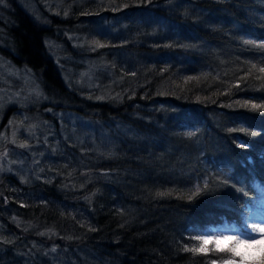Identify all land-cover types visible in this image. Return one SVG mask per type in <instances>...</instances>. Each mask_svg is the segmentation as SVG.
I'll return each mask as SVG.
<instances>
[{"label":"trees","instance_id":"obj_1","mask_svg":"<svg viewBox=\"0 0 264 264\" xmlns=\"http://www.w3.org/2000/svg\"><path fill=\"white\" fill-rule=\"evenodd\" d=\"M10 1L0 4V36L12 35L16 52L31 56L32 66L24 65L54 102L49 104L98 120L108 141L78 150L73 164L56 170L50 181L29 184L45 201L14 198L6 180L23 184L11 173L2 175L0 219L21 234L14 249L5 244L0 264H210L219 258L184 249L197 247L194 237L221 224V217L238 222L246 198L231 186L192 201L187 196L205 176L229 168L237 178L231 183L240 187L250 168L239 161L248 158L252 174L264 180V112L237 103H264L262 80L256 79L264 74L252 70L241 79L252 64L264 67V49L244 43L264 41V0H56L58 13L49 14V21H65L61 26L75 32L84 17L106 16L129 26L131 13L149 15L136 23L125 49L109 43L93 53L107 66L93 72L97 86L91 95L68 78L84 66L59 63L44 45L52 34L63 50L76 53L68 34L59 37L35 17L31 30L21 22L28 14ZM122 53L127 67L121 66ZM186 127L198 128L189 137ZM247 191L248 199L255 197ZM50 199L84 204L88 217ZM19 238L40 242V259L20 257Z\"/></svg>","mask_w":264,"mask_h":264},{"label":"rangeland","instance_id":"obj_2","mask_svg":"<svg viewBox=\"0 0 264 264\" xmlns=\"http://www.w3.org/2000/svg\"><path fill=\"white\" fill-rule=\"evenodd\" d=\"M15 1L30 18L35 17L37 21L52 25L51 29L59 37L65 38V32L68 34L71 43L75 45H72V47L75 48L76 53L71 50H63L62 41L55 39L52 34L45 37L43 42L48 54L54 59L56 58L59 63L69 66L80 63L84 66L83 69L79 66L76 70L69 71L68 78L72 77L70 80L75 85L79 83L80 86L77 87V90L85 95H91L96 89L97 83L93 72L96 70L102 72L104 67L107 66V63L98 60L101 58L94 56L93 53L99 47L93 41H99L104 46L109 43H119L120 47L125 49L123 43L132 40V37L136 34V23L141 24L149 16L133 12L126 20L129 26L121 21H119V24L117 20L115 21L106 16L96 18L93 21H90L89 17H84L79 19L78 28H75L79 30L75 32L61 26L64 25L62 23L65 21H49V14L58 13L57 9L60 6L58 1L39 0L41 7L38 5V0ZM9 2L11 1L7 0L8 5ZM73 15L76 17L75 13ZM53 32L51 31V33ZM0 44L14 49L13 36L3 34V37L0 36ZM121 58V66H129L127 54L122 53ZM49 103L54 102L47 97L35 76L22 65L13 64L7 56L1 54L0 178L5 173L15 175L19 183L23 185H15L8 178L5 187L11 191V196L18 197L24 202L47 200L44 195L29 188V184H33L37 180L50 181L56 170L73 164L78 150L85 151L89 149L90 143L102 144L108 141V138H105L106 129L98 120L86 117L73 108L55 107ZM38 106L39 111L36 110ZM109 125L111 126V124ZM113 127L116 129L120 127V124L113 125ZM197 128L186 127L185 131L192 132ZM126 130V133H129L130 130ZM96 139L99 142H96ZM21 145L26 146L22 147ZM56 202L61 204V207L66 206L69 208L72 213L83 211L85 214L83 213L82 217H88L87 207L84 204ZM208 228L203 229L201 234ZM20 234L14 228L6 226L5 221L0 219V258L4 253V249H7L5 244H13L14 249L15 238ZM19 239L21 240L17 242V249L20 257L31 258L35 256L40 259L35 253L37 247H41L40 242L30 244L22 238ZM198 246L199 242L197 241ZM44 251L53 252L54 249L52 246H45ZM61 255L66 258L64 251ZM224 255L220 253V256ZM211 260L213 259L209 261L211 262Z\"/></svg>","mask_w":264,"mask_h":264},{"label":"snow or ice","instance_id":"obj_3","mask_svg":"<svg viewBox=\"0 0 264 264\" xmlns=\"http://www.w3.org/2000/svg\"><path fill=\"white\" fill-rule=\"evenodd\" d=\"M3 3L4 0H0V4ZM93 43L97 47L104 46L99 41H93ZM244 43L264 49V41L245 40ZM252 70L264 74V67L257 68L256 64H252L250 71L241 79L247 80L248 76L252 74ZM256 79L262 80L261 88H264V75L257 76ZM234 87L239 89L240 81H237ZM237 103L241 107L264 112V103H253L249 100ZM229 107H232V105H229ZM249 134L254 135V133ZM186 135L191 137L195 133L188 132ZM21 146L25 147L26 145ZM246 146V141H241L239 144L240 148H245ZM239 163L241 167L247 165L250 168L249 176L239 178L242 181L240 187H236L235 183H231L237 178L233 169L229 168L227 171L221 170L215 177L205 176L203 185L198 182L187 196V199L192 201L201 193H214L218 189L231 186L238 193H243L246 198L244 203L240 205L242 211L238 222H229L221 217L223 221L221 224L210 227L203 231L202 234L194 237L199 242L198 247L189 249L185 246V251L193 253L205 255L208 253L225 254L220 256L219 260H211L210 264H264V180L252 174L255 170L251 169L250 158L241 160ZM248 189L256 193L254 198H247Z\"/></svg>","mask_w":264,"mask_h":264},{"label":"flooded vegetation","instance_id":"obj_4","mask_svg":"<svg viewBox=\"0 0 264 264\" xmlns=\"http://www.w3.org/2000/svg\"><path fill=\"white\" fill-rule=\"evenodd\" d=\"M22 21H23L22 24H24L27 21L30 24L29 25V28L32 30V27H33V26H31V22L32 21H31V18L30 17L28 18V15L27 16H21V22ZM12 25L13 24L11 23L9 25V27H11L10 28L11 30H14L16 27L15 26H12ZM18 50L19 51L16 52L15 49H9L8 47H4V46H1L0 45V55L2 54L3 56H7V58H9L13 64L16 63V64H19V65H22L28 71L31 72V68H29V67L32 66V58H31V56L29 55V58H25L23 56L24 50L23 49H18ZM29 53H30V51H29ZM27 63L29 65V67H28L29 69L26 66H24V64H27Z\"/></svg>","mask_w":264,"mask_h":264},{"label":"bare ground","instance_id":"obj_5","mask_svg":"<svg viewBox=\"0 0 264 264\" xmlns=\"http://www.w3.org/2000/svg\"><path fill=\"white\" fill-rule=\"evenodd\" d=\"M96 40V39H95ZM104 41V40H103ZM25 66V65H24ZM104 190V189H103Z\"/></svg>","mask_w":264,"mask_h":264}]
</instances>
